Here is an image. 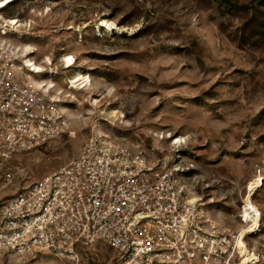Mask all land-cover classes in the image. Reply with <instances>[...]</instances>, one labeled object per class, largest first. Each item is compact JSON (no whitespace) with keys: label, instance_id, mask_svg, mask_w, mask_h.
Returning <instances> with one entry per match:
<instances>
[{"label":"rangeland","instance_id":"1","mask_svg":"<svg viewBox=\"0 0 264 264\" xmlns=\"http://www.w3.org/2000/svg\"><path fill=\"white\" fill-rule=\"evenodd\" d=\"M0 14L22 24L0 43L33 45L28 56L45 72L32 77L65 122L20 154L13 183L0 180V207L101 126L151 158L194 156L197 193L214 200L203 209L222 212L232 229L245 225L248 183L264 174V0H14ZM68 55L75 63L64 67ZM77 72L90 76V86L68 88ZM111 109L123 123L102 122ZM174 136L183 142L170 144ZM251 201L260 230L244 241L264 264V186ZM18 257L0 248V264H23Z\"/></svg>","mask_w":264,"mask_h":264},{"label":"built area","instance_id":"2","mask_svg":"<svg viewBox=\"0 0 264 264\" xmlns=\"http://www.w3.org/2000/svg\"><path fill=\"white\" fill-rule=\"evenodd\" d=\"M7 21L0 18L4 39L13 25ZM17 48L0 43L4 184L15 180L20 154L65 123L57 100L29 77L42 72ZM144 153L98 129L84 136L68 160L2 204L0 248L15 250L23 264L260 263L243 261L236 248L242 227L232 229L222 212L203 209L213 200L197 193L194 156L183 162L179 151L172 158Z\"/></svg>","mask_w":264,"mask_h":264},{"label":"bare ground","instance_id":"3","mask_svg":"<svg viewBox=\"0 0 264 264\" xmlns=\"http://www.w3.org/2000/svg\"><path fill=\"white\" fill-rule=\"evenodd\" d=\"M12 1H14V0H0V7H2V8L6 7ZM0 18H2L1 14H0ZM9 19H11V21H7V22L13 24L12 29L13 30L15 29L17 32L21 31L20 28H21L22 24L19 23V20L17 18H14V17H10ZM100 26L103 28H107L108 30H110L111 28L112 29L115 28V27L109 26V24L106 21L101 22ZM18 46H19L18 50L20 52V56H24V58H27L28 55L33 52L31 49L34 47L31 44L21 43ZM49 60H50L49 57H47V56L44 57V62L46 64L50 65ZM64 61L66 62L64 64V67H70L75 63L73 55H68L64 59ZM26 64L31 65L33 70H35L36 72H45L43 65L41 63H38V62H33L31 57L26 59ZM29 77L33 78L32 76H29ZM69 83H70V85L68 86L69 89L80 90V89H83L87 86H90V76L83 74L81 72H77L74 74V76L72 78H70V81L68 82V84ZM35 84L37 87H42L40 82L37 81L36 79H35ZM65 96H68V95L66 94ZM93 98H94L93 101L95 103L99 100L97 97H93ZM68 115L72 117L71 114H68ZM113 121H116L118 123H123L124 122V115L116 109H111L110 111L107 112V118L104 117L102 119V122H104L108 125H112ZM128 125H125V127H127ZM98 132L100 135L107 136V137H112V134H113L110 129H105V128H102L101 126H99V128H98ZM164 137L170 138V134H167L165 136L164 135L161 136V138H164ZM172 138H176V139L174 141L170 142V144H177V143L183 142V138L181 136H174ZM262 186H264V174L259 172L249 181L248 190H247L248 193H247V196L245 198V204L242 208H240L241 217H243V219H241V221L245 222V225L242 227L244 232L242 233L241 236H239L237 238L236 248H238V250L241 254V257L243 258V261H245V262H248L250 260H255L256 262L259 261V257L256 255V253L250 251L247 248V245L244 241V237L248 234H253V233H256V231L260 230L258 228L260 212L256 208V206L253 204V202L251 201V195L256 188H259ZM197 200H199V199H197ZM211 202H214V200Z\"/></svg>","mask_w":264,"mask_h":264},{"label":"snow or ice","instance_id":"4","mask_svg":"<svg viewBox=\"0 0 264 264\" xmlns=\"http://www.w3.org/2000/svg\"><path fill=\"white\" fill-rule=\"evenodd\" d=\"M70 59V58H69Z\"/></svg>","mask_w":264,"mask_h":264}]
</instances>
